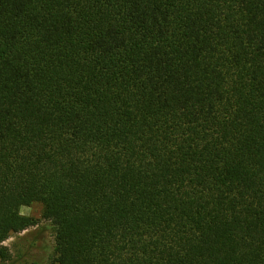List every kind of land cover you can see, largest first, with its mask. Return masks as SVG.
<instances>
[{
    "label": "trees",
    "instance_id": "trees-1",
    "mask_svg": "<svg viewBox=\"0 0 264 264\" xmlns=\"http://www.w3.org/2000/svg\"><path fill=\"white\" fill-rule=\"evenodd\" d=\"M264 264V0H0V261Z\"/></svg>",
    "mask_w": 264,
    "mask_h": 264
},
{
    "label": "rangeland",
    "instance_id": "rangeland-1",
    "mask_svg": "<svg viewBox=\"0 0 264 264\" xmlns=\"http://www.w3.org/2000/svg\"><path fill=\"white\" fill-rule=\"evenodd\" d=\"M21 212L39 222L21 233L12 234L5 242L11 257L0 264H52L56 257L54 224L43 217L41 203L24 206Z\"/></svg>",
    "mask_w": 264,
    "mask_h": 264
}]
</instances>
